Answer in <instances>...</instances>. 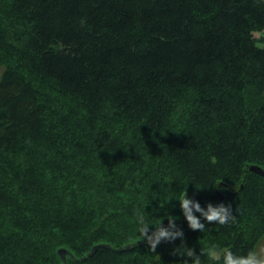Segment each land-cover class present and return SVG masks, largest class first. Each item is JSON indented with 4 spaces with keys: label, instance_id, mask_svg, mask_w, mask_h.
<instances>
[{
    "label": "trees",
    "instance_id": "obj_1",
    "mask_svg": "<svg viewBox=\"0 0 264 264\" xmlns=\"http://www.w3.org/2000/svg\"><path fill=\"white\" fill-rule=\"evenodd\" d=\"M263 28L264 0H0V264H63L59 247L74 255L64 264H193L188 249L212 264L210 245L254 249ZM185 192L234 219L194 209L205 229L190 228ZM138 213L150 231L174 216L183 237L152 251ZM97 243L108 247L87 256Z\"/></svg>",
    "mask_w": 264,
    "mask_h": 264
},
{
    "label": "clouds",
    "instance_id": "obj_2",
    "mask_svg": "<svg viewBox=\"0 0 264 264\" xmlns=\"http://www.w3.org/2000/svg\"><path fill=\"white\" fill-rule=\"evenodd\" d=\"M259 35V33H253L254 37H258ZM178 200L180 201V206L183 209L184 216L186 217L190 228L194 230L198 229L203 232L205 225L198 216L194 215L193 208H195L196 212H199L201 216L210 223L226 225L234 219L230 205L225 206L221 203L217 207H213L209 203L207 210L205 211L201 208L198 202L188 198L186 192L183 196L178 198ZM175 219L174 216L168 217L169 223L167 228L161 226L162 222L160 220L155 224V230L150 231V224L145 221L142 213H138L137 224L141 239L146 240L151 250L155 251L157 245L162 240L171 241L177 236L183 237V232L173 223ZM175 251L177 253L180 252L178 250ZM203 254L208 257L212 264L213 262H215V264H221V260L222 264H264V245L251 249L247 251L246 254H236L229 248H220L216 245H210ZM187 255L193 258V264H201L200 256H198L194 250L188 249Z\"/></svg>",
    "mask_w": 264,
    "mask_h": 264
},
{
    "label": "rangeland",
    "instance_id": "obj_3",
    "mask_svg": "<svg viewBox=\"0 0 264 264\" xmlns=\"http://www.w3.org/2000/svg\"><path fill=\"white\" fill-rule=\"evenodd\" d=\"M254 33H259L260 34L258 37H255V39H256L257 43L260 46H264V28L262 30H259V31H254ZM2 57L3 56L0 53V58L1 59L5 60V62L8 60V58H5V57L2 58ZM10 62H11V60H10ZM4 64H5L4 62L0 61V75H1L2 70L4 69ZM26 74H28V73H26ZM29 79L33 81V83L35 84L38 92L41 95H44L45 94V95H47L49 97L51 96L52 99H54V100L56 99L55 94L54 93H51V91L46 87V85H44V83L41 80H39L37 77L30 76ZM57 100H58V104H60L61 99H57ZM60 111H64L63 108H60ZM261 245H264V236L257 242V244L255 245V248H257V247H259Z\"/></svg>",
    "mask_w": 264,
    "mask_h": 264
},
{
    "label": "water",
    "instance_id": "obj_4",
    "mask_svg": "<svg viewBox=\"0 0 264 264\" xmlns=\"http://www.w3.org/2000/svg\"><path fill=\"white\" fill-rule=\"evenodd\" d=\"M249 168H250V170H253L254 172H257V173L261 174L264 177V170L261 167H259L258 165L252 164V165L249 166ZM221 201H222V196H221V198H220L218 203H221ZM215 205H213V206H215ZM194 209L195 208H193V210ZM166 223H167V219H164L162 221V225L161 226L165 227ZM100 247H108V244H106V243H97V244L93 245L92 248L90 249V251L87 253V256H90L93 253H95V251L98 248H100ZM57 253L60 256L61 261H62L63 264L66 262L67 255H69L72 258L74 257V255L66 247H59L58 250H57Z\"/></svg>",
    "mask_w": 264,
    "mask_h": 264
},
{
    "label": "bare ground",
    "instance_id": "obj_5",
    "mask_svg": "<svg viewBox=\"0 0 264 264\" xmlns=\"http://www.w3.org/2000/svg\"><path fill=\"white\" fill-rule=\"evenodd\" d=\"M260 41V40H259ZM263 169V168H262ZM68 257V256H67Z\"/></svg>",
    "mask_w": 264,
    "mask_h": 264
}]
</instances>
